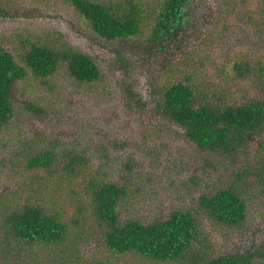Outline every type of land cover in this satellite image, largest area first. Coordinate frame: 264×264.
<instances>
[{
  "label": "rangeland",
  "instance_id": "374dc122",
  "mask_svg": "<svg viewBox=\"0 0 264 264\" xmlns=\"http://www.w3.org/2000/svg\"><path fill=\"white\" fill-rule=\"evenodd\" d=\"M97 1L126 9L124 0ZM127 1L142 6V34L107 41L65 0H0V44L17 59L35 44L71 47L88 54L102 75L78 83L61 61L48 78L29 73L14 84L13 115L0 128V242L6 216L31 205L63 221L69 233L57 246L31 249L11 238L0 264H47L58 251L67 258L51 264H152L106 250L104 225L93 213V181L125 187L122 222L193 210L202 195L232 188L247 206L244 223L227 227L201 214L195 248L215 257L264 244V127L230 154L203 152L155 105L158 88L189 73L212 101L215 94L227 105L264 101V0H192L186 32L160 51L146 41L160 0ZM237 63L248 67L244 76ZM45 150L54 152L52 164L30 167L28 160ZM253 264L264 259L255 256Z\"/></svg>",
  "mask_w": 264,
  "mask_h": 264
},
{
  "label": "trees",
  "instance_id": "16d2710c",
  "mask_svg": "<svg viewBox=\"0 0 264 264\" xmlns=\"http://www.w3.org/2000/svg\"><path fill=\"white\" fill-rule=\"evenodd\" d=\"M78 11L92 31L107 41L123 40L142 34V6L124 0L125 10L119 11L118 2L97 0H65ZM192 0H160L156 21L146 38L152 49L165 50L179 39L191 23L188 6ZM261 17L264 21V5ZM61 61L66 62L69 76L78 83L90 84L101 80L97 63L83 52L71 47L55 50L46 45H31L17 59L0 44V128L13 115L11 94L16 82L28 74L35 78H48L57 70ZM239 76H244L247 66L235 65ZM245 70V72H241ZM129 90L127 91L130 97ZM156 110L185 131L188 140L200 151L230 154L244 145L248 138L264 127V101H250L227 105L215 94L200 90L194 82L193 73L180 81L167 84L156 90ZM132 99V96H131ZM127 103V101H126ZM26 109L39 113L41 109L27 104ZM54 152L45 150L28 160L30 167L48 168L54 160ZM73 163V160H70ZM261 165L264 181V160ZM93 213L104 225L103 244L111 254H137L152 264H253V258L264 259V244L253 251L205 257L200 245L201 214L213 222L227 227L241 226L247 215V206L232 188L220 189L211 195H202L193 210H175L166 218L150 223L119 218L120 202L126 195L124 186L115 183L93 181ZM4 239L0 253L10 250L9 239L19 248L33 246H57L68 236L67 225L60 219L44 212L39 205L25 207L8 214L4 222ZM56 252L48 263L67 258L65 251ZM4 255V254H3ZM52 259V260H51Z\"/></svg>",
  "mask_w": 264,
  "mask_h": 264
}]
</instances>
